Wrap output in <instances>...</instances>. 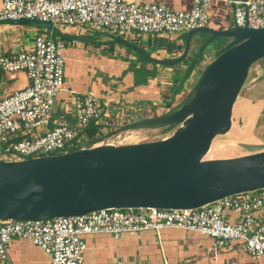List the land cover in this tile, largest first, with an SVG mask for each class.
<instances>
[{"label":"water","instance_id":"95a60500","mask_svg":"<svg viewBox=\"0 0 264 264\" xmlns=\"http://www.w3.org/2000/svg\"><path fill=\"white\" fill-rule=\"evenodd\" d=\"M226 1L233 7L232 2L248 0ZM200 35L208 37L200 52L217 38L230 41L206 65L181 105L162 116L123 124L105 138L165 127L174 129L171 136L144 143L100 144L47 157L0 159V221H46L109 208L188 210L264 189V144L242 143L245 155L205 159L213 140L231 130L233 106L249 70L264 59V28L208 26L189 31L183 34V53L170 60L153 59L113 38L147 62L173 66L187 57Z\"/></svg>","mask_w":264,"mask_h":264},{"label":"built area","instance_id":"2783aa9c","mask_svg":"<svg viewBox=\"0 0 264 264\" xmlns=\"http://www.w3.org/2000/svg\"><path fill=\"white\" fill-rule=\"evenodd\" d=\"M0 23L36 21L57 26H91L112 32L179 34L209 26L210 0H192L189 11L162 4L125 0H0ZM233 3V27L264 28V0ZM37 36L30 52L0 57L9 74L24 73L28 84L0 100V159L24 160L60 155L75 148L116 145L111 138L86 133L99 126L103 101L76 95L73 120H53L57 95L64 90V40ZM99 131V130H98ZM13 158V159H12ZM238 215L228 222V213ZM264 189L219 199L196 209L109 208L46 221H0V264L14 238L29 240L50 257V264H83L87 235L118 237L144 230L179 229L215 240L217 248L234 242L253 259H264ZM216 252V249H214Z\"/></svg>","mask_w":264,"mask_h":264},{"label":"crops","instance_id":"0c3cea01","mask_svg":"<svg viewBox=\"0 0 264 264\" xmlns=\"http://www.w3.org/2000/svg\"><path fill=\"white\" fill-rule=\"evenodd\" d=\"M125 1L162 4L173 11H189L192 8V0ZM207 12L210 17L209 27L221 30L233 26V7L228 1L210 0ZM31 26L33 25L1 22L0 57L32 51L35 38L40 35L48 36L50 31L55 39L64 40V90L55 99L53 120L72 121L76 95H94L103 101L99 134L109 130L111 125L119 127L128 122L153 118L176 110L181 105L178 101L180 97L191 91L188 86L195 84L204 70L198 67L205 68L218 55L216 52H221L224 47L217 50L210 44L200 52L201 45L208 37L203 40L198 37L193 40L183 61L185 63L162 66L147 62L137 52L121 45L114 38L125 40L142 49L153 59L170 60L183 53L184 33L141 35L103 29L109 32L104 36L116 43L113 46H104L102 43H93L103 36L100 31L102 28L57 26L51 29L49 24L42 23L36 25L32 31L29 29ZM94 33L102 35L94 36ZM78 37L87 40H78ZM215 53L217 55L212 57L211 54ZM194 58L198 63L190 74V82H184L187 87L174 97L171 107L166 108L165 103L172 97L170 89L178 83L174 78L181 77ZM27 84L24 73L9 74L0 68V100L23 89ZM120 110L127 111L130 115H124V119L119 122L109 119L111 115H120ZM127 118L130 120L127 121ZM232 157L236 156L220 158ZM255 216L260 219L264 214L256 213ZM227 217L229 223H234L238 215L229 212ZM83 240L86 245L83 264H264V259H253L244 253L239 242L217 248L214 239L179 229H163L158 232L144 230L118 237L109 234L87 235ZM3 264H50V257L29 240L14 238L8 246V257Z\"/></svg>","mask_w":264,"mask_h":264},{"label":"rangeland","instance_id":"374dc122","mask_svg":"<svg viewBox=\"0 0 264 264\" xmlns=\"http://www.w3.org/2000/svg\"><path fill=\"white\" fill-rule=\"evenodd\" d=\"M36 25L29 27V29L34 31ZM100 31L102 32L103 36L101 38H98L97 40H94L93 43H102L104 46H113L116 44L112 39L104 36L105 33L109 32L103 29H101ZM102 34L94 33V36ZM126 37L128 38V35ZM199 37L202 40L205 39L204 35H200ZM229 41V38H217L214 42L211 43V45H213L214 48H216L217 50H221L222 46H225ZM219 52L216 53L219 54ZM130 53L135 54L132 51H130ZM216 53L211 54L212 57H215V55H217ZM198 68L204 69L203 66H200ZM263 73L264 59L256 62L249 70L248 77L233 106L231 130L226 135L216 137L213 140L210 150L206 155L205 159H218L220 157H237L245 155L247 154V151L241 147L242 143L264 144V79H259V77ZM196 74H198V71H196ZM181 78H179V81H181ZM190 79L191 75L188 77L185 83L190 82ZM193 86L194 83L188 87H190V90H192ZM186 87V85H183L182 89H185ZM189 93L190 92L181 96L178 100L179 103H182ZM71 101L72 99H70V102ZM118 114L120 115H111V117L109 116V119L112 121L116 120L117 122H119L121 119H124V115H130V113L123 110H120ZM128 120L130 119L127 118V121ZM109 127V130L104 132L102 131L103 134H99V129L98 133L96 134L97 136L95 137V141H98L100 138L105 137L108 133L115 130L118 126L111 125ZM173 132L174 129H169L167 127L152 128L124 132L111 137V139L112 142L116 145H123L128 143H144L162 140L171 136ZM129 137H131V139Z\"/></svg>","mask_w":264,"mask_h":264},{"label":"trees","instance_id":"16d2710c","mask_svg":"<svg viewBox=\"0 0 264 264\" xmlns=\"http://www.w3.org/2000/svg\"><path fill=\"white\" fill-rule=\"evenodd\" d=\"M219 54H220V53H219ZM219 54H218V55H219ZM218 55H217V56H218ZM183 61H184V60H183ZM183 61H182V62H183ZM197 63H198V60L194 58V59L191 61L190 65L187 66L185 72H183V74L181 75L182 78H181V77H175V78H174V79L176 80V82H178V83H177L176 87H173V88L170 89V91H171V93H172V97H170V100H168V101L165 103V107H166V108H170L171 105H172V103H173V101H174V97H175L176 95H178L180 92L183 91L182 88H183L184 82L188 79V77L190 76L191 72L193 71L194 66H195ZM179 78H181V81H179ZM174 110H175V109H174ZM174 110H170L169 113H171V112L174 111ZM98 130H99V126L90 125V126L87 128L86 133H87L88 136L92 137V136H94V135H96V134L98 133ZM77 149H79V148H75V149H73V150H71V151H74V150H77Z\"/></svg>","mask_w":264,"mask_h":264}]
</instances>
